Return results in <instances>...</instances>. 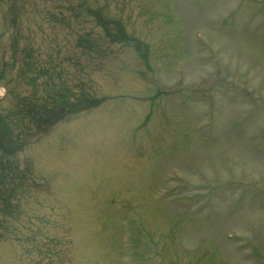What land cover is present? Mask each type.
Listing matches in <instances>:
<instances>
[{
    "label": "rangeland",
    "instance_id": "obj_1",
    "mask_svg": "<svg viewBox=\"0 0 264 264\" xmlns=\"http://www.w3.org/2000/svg\"><path fill=\"white\" fill-rule=\"evenodd\" d=\"M232 2L213 0L210 14L201 16L195 0H0L1 85L10 82L9 87L29 92L39 83V71L49 68L68 82L74 76L86 89L95 87L96 97L109 98L36 134V145L10 159L17 175L0 188V203L12 193L11 201L20 207L12 217L0 214L1 223L14 231L0 239V264H20L16 239L36 232L50 248L45 253L66 249L68 264H142L132 262L141 259L146 264H264V258L249 255V247L222 238L231 228L252 231V243L264 257V45L220 34L237 26L240 32L245 19L242 24L237 18L246 10L264 16V0H246L237 16L216 22L215 13ZM210 25L222 28L213 34L226 51L216 78L237 74L245 89L215 90L214 122L196 132L195 122L176 104L204 123L208 104L189 102L182 88V100L159 90L174 86L185 62L184 84L205 77L209 68L193 57L192 42L195 30L207 32ZM253 27L247 32L256 33ZM259 29L264 31V20ZM120 35L125 38L113 42ZM133 37L142 40L147 66L158 74L139 68ZM80 39L94 50L77 49ZM74 61L88 73L76 71ZM228 84L217 82L221 89ZM194 87L210 90L199 82ZM240 91L255 99L246 101ZM10 97L0 108L8 107ZM28 160L35 167L31 175ZM230 161L233 174L224 167ZM174 169L182 177L172 183L176 194L158 199L154 195L167 185L164 174ZM40 174L53 183L40 189ZM132 218L153 237L147 241L142 230L131 228L125 235L128 249L123 222Z\"/></svg>",
    "mask_w": 264,
    "mask_h": 264
},
{
    "label": "trees",
    "instance_id": "obj_2",
    "mask_svg": "<svg viewBox=\"0 0 264 264\" xmlns=\"http://www.w3.org/2000/svg\"><path fill=\"white\" fill-rule=\"evenodd\" d=\"M82 41V39L79 40L78 46L83 45ZM44 73L45 71L43 72V75L46 76ZM59 75L58 82H52V80L49 79L50 81H47V84H44V88L42 89L43 92L39 94L41 97L37 98H42L43 100H37L30 106H27L23 103L19 113L21 115H25L24 112L26 111L27 117L34 118L38 126L42 125L47 128L51 124H54L55 121L64 116L66 113H78L84 108L87 109L89 106L91 107L95 105V103L93 104L95 100H93V98H91L88 93L85 92L83 85H79V92H75V87L67 80L60 78L61 73ZM88 97L91 100H86ZM25 108H27V110ZM31 109L38 111L37 114L35 113L34 115ZM21 115L20 117L24 118Z\"/></svg>",
    "mask_w": 264,
    "mask_h": 264
}]
</instances>
